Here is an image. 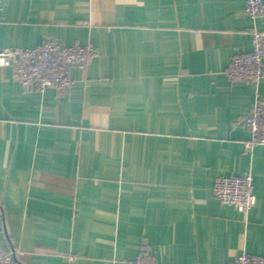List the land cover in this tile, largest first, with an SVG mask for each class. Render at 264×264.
Instances as JSON below:
<instances>
[{
	"label": "crops",
	"instance_id": "obj_1",
	"mask_svg": "<svg viewBox=\"0 0 264 264\" xmlns=\"http://www.w3.org/2000/svg\"><path fill=\"white\" fill-rule=\"evenodd\" d=\"M245 0H3L0 49L93 44L64 90L0 67V250L17 264H228L264 255V145L243 125L264 77L225 70L264 14ZM253 175L256 204L213 195Z\"/></svg>",
	"mask_w": 264,
	"mask_h": 264
},
{
	"label": "built area",
	"instance_id": "obj_2",
	"mask_svg": "<svg viewBox=\"0 0 264 264\" xmlns=\"http://www.w3.org/2000/svg\"><path fill=\"white\" fill-rule=\"evenodd\" d=\"M3 0H0V10ZM244 13L255 19L264 14V0H245ZM98 55L96 47L86 45H64L51 39H43L35 47H5L0 49V67L13 65L16 78L25 88L44 91L50 87L64 90L73 83L71 68L86 69L88 63ZM231 83L240 80L258 81L264 77V31L252 29V49L236 54L225 70ZM243 125L250 136L245 141V150L255 145H264V99L257 100L243 118ZM213 195L223 204L232 205L240 211H249L256 204L253 175H222L215 179ZM15 250H0V264H17ZM128 264H165L157 261L142 249ZM228 264H264V255L241 251Z\"/></svg>",
	"mask_w": 264,
	"mask_h": 264
}]
</instances>
